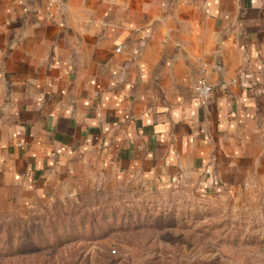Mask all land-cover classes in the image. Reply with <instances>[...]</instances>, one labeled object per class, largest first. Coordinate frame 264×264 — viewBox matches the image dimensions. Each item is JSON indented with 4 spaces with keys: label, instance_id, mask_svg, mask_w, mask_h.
I'll list each match as a JSON object with an SVG mask.
<instances>
[{
    "label": "crops",
    "instance_id": "1",
    "mask_svg": "<svg viewBox=\"0 0 264 264\" xmlns=\"http://www.w3.org/2000/svg\"><path fill=\"white\" fill-rule=\"evenodd\" d=\"M107 180L264 191V0H0V209Z\"/></svg>",
    "mask_w": 264,
    "mask_h": 264
},
{
    "label": "rangeland",
    "instance_id": "2",
    "mask_svg": "<svg viewBox=\"0 0 264 264\" xmlns=\"http://www.w3.org/2000/svg\"><path fill=\"white\" fill-rule=\"evenodd\" d=\"M90 183L0 209V264H264V191Z\"/></svg>",
    "mask_w": 264,
    "mask_h": 264
},
{
    "label": "built area",
    "instance_id": "3",
    "mask_svg": "<svg viewBox=\"0 0 264 264\" xmlns=\"http://www.w3.org/2000/svg\"><path fill=\"white\" fill-rule=\"evenodd\" d=\"M117 50L120 51L121 47H118ZM193 92L194 98L199 103L207 105L213 96L214 86L206 77H200L194 85Z\"/></svg>",
    "mask_w": 264,
    "mask_h": 264
}]
</instances>
